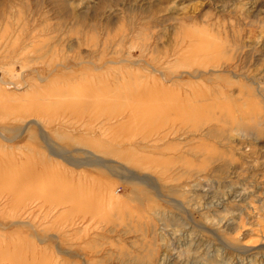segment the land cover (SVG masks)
Segmentation results:
<instances>
[{
  "label": "rangeland",
  "instance_id": "1",
  "mask_svg": "<svg viewBox=\"0 0 264 264\" xmlns=\"http://www.w3.org/2000/svg\"><path fill=\"white\" fill-rule=\"evenodd\" d=\"M48 1L20 0L19 11L14 10L16 17L31 19L24 32H39L48 45L31 49L19 42L13 49L9 43L0 51V223L7 226H0V242L5 237L14 239L13 245L20 238L32 239L27 230L20 234V228L10 224L13 208L22 205L31 209L24 215L32 213L29 220L40 236L43 227H49L70 250L61 255L52 245L35 264H55L57 259L61 264H159V257L160 264H264V133L249 127L221 142L200 136L194 124L180 122L175 114L167 126L150 121L159 118L153 111L160 102L151 101L161 95L160 88L176 87L162 72L168 67L176 73L185 70L184 61L172 56L176 34L159 32L167 25L171 3L146 0L140 8L135 0H84L93 18L81 22L79 10L86 11L81 0L66 6L57 0L47 6ZM153 3L159 9L151 11ZM116 5L123 10L113 17ZM193 9L188 6V12L180 14H193ZM61 11H70L72 18L61 17ZM10 19L12 27L19 22ZM256 21L244 34L262 56L258 66L248 62L251 70L264 65V28ZM94 22L98 25L91 26ZM124 33L127 40L118 44ZM61 37L82 45L54 48ZM134 87L145 91L133 95L128 88ZM246 90L247 109L263 105L264 96L254 98V91ZM234 109L236 117H242ZM29 118L40 120L45 138L37 125L24 123ZM115 119L122 120L117 122L121 127L110 128ZM95 138L97 145L85 146L87 139ZM101 143L114 150L126 144L147 169L130 163L132 172L120 171L126 159L101 154ZM88 149L99 157L87 155ZM215 150L223 151L224 158L206 159ZM91 157L110 164L113 171L92 165ZM148 164L154 172L148 171ZM163 167L168 173H160ZM132 173L144 181L131 182ZM87 204H92L90 213L83 209ZM77 206L82 210L74 211ZM222 221L228 224L225 232L217 229ZM154 226L164 237L153 235Z\"/></svg>",
  "mask_w": 264,
  "mask_h": 264
},
{
  "label": "bare ground",
  "instance_id": "2",
  "mask_svg": "<svg viewBox=\"0 0 264 264\" xmlns=\"http://www.w3.org/2000/svg\"><path fill=\"white\" fill-rule=\"evenodd\" d=\"M19 1L20 0H2V1L0 0V51L10 47L9 43L13 46L12 47L13 49L15 45L19 46V42L22 44L24 48H31V49L42 48L48 45L47 41L41 38L42 36L39 32L36 31L31 33H25L26 32L24 30V28L26 27L25 25L27 24V21L30 22L31 19L29 18L28 20H22L19 17L15 16L16 14L14 13V10L19 11L16 8L18 5H20V3H18ZM54 1L56 0H52L51 3L48 1L46 5L50 6ZM57 1L58 2L63 1L62 6H66L68 3L76 0H57ZM81 1L84 4L83 9L85 8L86 11L79 10L80 21L81 22L91 21L93 17L92 15L88 14L89 13L88 11L90 10L89 9L90 3H85L87 1L84 2V0ZM144 1L146 0H135V3L139 5L141 8L145 6V4H140ZM164 1L169 3V5L171 3L172 7L168 9L169 12L171 11V13L167 15L168 17L167 19L168 21L166 22L167 25L159 32H162V34L165 35H167L166 32H171L176 34V37L174 38L175 48L172 56L173 55L176 56L175 60L177 62L184 61L183 66L185 67V70L181 71L180 73H176V72H171L170 67H168L167 68L168 72L165 71L162 72L163 79L167 83L175 81L176 87L172 88V87L162 86L160 88L159 93L161 95L154 97V100L151 101V102H160L157 105L158 106L157 110L153 111V115H159V118H152L150 121L161 125L165 124V126H167L166 123L170 119L173 120L172 117L175 114L176 117L178 118L177 120H179L180 122L186 124H194V126H196L197 128V133L200 136L207 138L208 136L210 137L212 136L214 139L217 138V140L219 138L221 142L226 141L228 139V135L231 134L233 131L242 133L246 128L249 127L253 129L256 128V130H258L257 132L261 133L262 135L264 133V103L263 105L261 104L260 107H257L256 104H250L249 106L250 112H248L247 110L249 108L247 109V105L249 103H247V100L249 99V96L246 98L245 93H247L246 89L248 87L254 91L253 93L254 98H258V96L261 95L262 97L264 96L263 95L264 85L263 87L261 86L262 83L264 82L263 81L264 65L261 68H257V70L255 69L253 70L255 66H258V63L262 59L261 58L262 56L258 54L257 51L258 48L256 49L255 45H253L254 43L252 44L250 43L251 40L250 42L246 41L244 34L247 31H249L247 33H250V31H252V29L256 26L254 22L256 20L260 21L259 27L264 28V0H164ZM194 1L197 3H193ZM6 2H8L9 6L5 4ZM188 2H190V4H187ZM191 2L193 4H191ZM125 4L122 5L120 4V6L123 9H126ZM188 6L194 7L193 9L194 13L193 14L189 13L186 16H182L180 13L188 12L187 11ZM150 7H151L150 8L151 11L159 9L156 3L154 5H151ZM35 8L36 10L34 9L33 11L34 13H32L33 14L32 17H34V20H36V15L38 13L37 7ZM110 9L112 10V8ZM132 9L133 8L131 9L127 8L126 10H128L129 12H133ZM245 9H247L248 10L247 12L251 15L247 14ZM122 10L120 7L118 8L117 6V8H114L113 12L111 13H113L112 14L113 17H118L121 14L120 12H122ZM69 12L65 14L63 11H61L60 16L64 17L65 19L72 18V15H70ZM149 15L151 19L152 18L151 14ZM10 17H15V19L17 18V20L19 19L18 20L19 22L15 23L14 25L15 27H12L13 21L12 19H10ZM21 21L22 24H20ZM18 24H20V26H17ZM190 24L192 26H190ZM92 25L97 26L98 24L94 22L91 24V26ZM259 27L257 28L259 29ZM149 29L152 30L151 26H148V30ZM20 31L23 32L21 33ZM125 35L126 33L120 35L118 39L119 43L117 42L118 44H121L125 41L126 39ZM55 40L56 41L54 42L55 44H53V47L54 45L61 46L62 44L65 45L66 43L70 45L71 48L82 45V41L81 42L79 40L70 41V40H66V38L63 37ZM108 40L109 39L106 40L107 41L106 43H108ZM261 46L264 47V40L262 41ZM248 47H253V48L250 49ZM177 49L178 52L176 53ZM255 49L256 51H254V53L249 58L251 51ZM168 58H170V56H168ZM249 61L251 62V65L254 66L252 70L251 67H247ZM168 65L170 66L169 63ZM185 76L194 79V81H189L187 83H182L178 81L180 79H183ZM243 80L246 82L245 86L241 85V82ZM205 86H207V89L205 88ZM128 91L131 92L133 95H138L144 93L145 90H142L139 87H134V88H128ZM165 99H168L172 103H166ZM232 107H235L234 111L239 110L240 115L242 113V117H236L235 115L236 112L235 113L232 112ZM23 121L26 125L28 124L37 125L39 128H41L40 129L41 132L43 131L42 130L43 127L39 119L29 118V119H24ZM118 121L120 122L122 120L115 119V122H112V124H114L115 126L111 127L110 126L111 124L108 126H110V128H115L116 126L119 127L120 123L117 124ZM188 128H190V126ZM42 136L45 138V134L43 132H42ZM93 139H87L84 143L85 146H91V144H93L95 141L100 142L97 138H95V140ZM107 142H109V140L102 141V143H107ZM102 143L100 144L101 146H99L98 152H100L105 156L115 155L118 158L126 159V165H122L121 167H118L120 171L122 170V172H132L134 169L128 167L127 165L130 163L136 168H139L141 170L147 169L143 161L134 158L135 156L132 157L131 150L133 149H131V147L128 148V146L126 147L125 146L126 144L123 146H119V149L114 150L111 148H106L107 146L105 147V145ZM94 145L97 144L94 143ZM88 150L86 151L87 155H91V156L93 155L96 156V158L99 157L98 153L95 152L93 153L92 151L90 150L88 151ZM209 153L211 154L207 153L208 156L206 157V159L216 160L220 158L218 160L220 161L222 160L221 157L224 158L223 151L219 152L215 150ZM91 158L92 159L91 160L89 159V161H93L91 163L92 165L103 166L109 169L110 171H113L112 168L109 166L110 164H106L104 161L102 160L100 161L98 159H95L94 157ZM158 161L165 162L166 160L160 159ZM9 169L10 171L15 170L12 168V166ZM113 169L115 170L117 168H113ZM153 169L155 168L151 167L150 164H148V171L154 172ZM168 171H169L168 167L167 168L163 167V169L162 168L160 169V173L163 172L168 173ZM134 174L132 173L130 177L128 176L129 177L128 179L131 182L134 183L138 182L141 184V182H143L144 180L143 181L141 180L140 175L137 174L134 175ZM148 179L152 181V183L153 182L159 183L158 178L152 177L151 175H148ZM26 194L28 195V193ZM67 198L65 200H67ZM60 202L62 203L63 201ZM86 206L87 207L83 209L86 210L93 209L92 204L91 205L87 204ZM48 208H46L47 211L51 209V206L49 209ZM79 209L81 211L82 206L81 207L79 206V208L77 206V208H75L74 211L76 210L79 211ZM28 210L31 211V209L25 206L22 207V205L21 207L18 206L13 208V215H11L10 224L20 228L19 229L20 232L17 231L20 234H23L22 231L27 230L29 234L27 238L32 237V239L23 240V238H20L19 242L13 245L11 242L12 241L14 242V239H12V241L10 242L8 238L5 237V239H3L2 242H0V264H35L36 262L41 260L42 254L46 250L50 249L52 245L53 248L57 250V253L61 255L62 253L68 254L70 252L69 248L62 246L63 244H65V239L59 237L57 234L55 235L50 234L49 233L50 230H48L49 227L42 226L44 228V231L42 230L43 236H40V233H37V227L35 223L33 222L34 223L33 224L29 220V217L32 213L29 214V216H27L28 213H30V211ZM26 212L27 215H24ZM26 216L28 217V219ZM0 226H2V228L3 227L7 228L6 224L0 223ZM154 228L155 229H153L152 227L153 235L162 234V233H158V229H156L155 226ZM217 229L221 230L222 232H225L228 229V224L225 223V221H222L221 225L219 224V228ZM14 252H19L21 254L16 256ZM153 257L154 256H152V258ZM159 259H158V263L160 264ZM57 260L58 261L55 260L56 261V263L54 262L55 264H61L63 262L62 261L60 263L59 259ZM152 261L153 263H151L150 261V264H154L155 260Z\"/></svg>",
  "mask_w": 264,
  "mask_h": 264
}]
</instances>
